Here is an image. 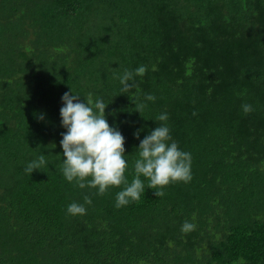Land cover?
Segmentation results:
<instances>
[{
	"label": "trees",
	"instance_id": "trees-1",
	"mask_svg": "<svg viewBox=\"0 0 264 264\" xmlns=\"http://www.w3.org/2000/svg\"><path fill=\"white\" fill-rule=\"evenodd\" d=\"M140 66L122 93L119 77ZM70 90L107 105L129 184L162 124L191 154V181L156 197L141 176L140 199L120 208L123 184L97 195L68 182ZM86 195V214H68ZM0 264H264V0H0Z\"/></svg>",
	"mask_w": 264,
	"mask_h": 264
},
{
	"label": "clouds",
	"instance_id": "clouds-1",
	"mask_svg": "<svg viewBox=\"0 0 264 264\" xmlns=\"http://www.w3.org/2000/svg\"><path fill=\"white\" fill-rule=\"evenodd\" d=\"M146 66H140L134 71L125 69L119 77L122 85L121 92L127 93L136 87L135 77L143 76ZM132 81V83H129ZM156 97L148 94L147 101H155ZM60 108L61 126L67 131L61 133L60 145L63 150L61 171L68 182H75L81 189L88 187L98 189L97 195L105 194L110 186L124 185L123 190L116 194V208L125 206L129 201H138L144 192L141 176L148 180L149 189H159L154 192L156 197L165 195L162 190L171 182L188 183L191 175V154L179 149L172 139L170 129L166 124L157 126L140 141L138 158L134 162L135 176L129 184L125 177L127 162L125 160V138L116 127H111L105 116L107 105L102 99H97L93 105L91 99L81 102V97L72 90L65 92ZM146 107L144 103L135 105L140 114ZM245 114L253 111L252 105L243 104ZM195 114V113H194ZM43 120V116L39 117ZM160 121H167V113L159 115ZM142 130V129H141ZM134 133L139 139L140 131ZM171 141V142H170ZM170 142V143H169ZM45 155L28 163L25 173L31 175L34 170H40L46 164ZM91 177V179H88ZM92 200L84 196V204L71 203L67 207L72 216L86 214L85 204ZM196 229L195 223L187 220L181 226L183 233H190Z\"/></svg>",
	"mask_w": 264,
	"mask_h": 264
}]
</instances>
